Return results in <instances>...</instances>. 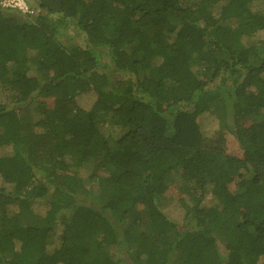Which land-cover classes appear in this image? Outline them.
I'll return each instance as SVG.
<instances>
[{"label":"trees","instance_id":"16d2710c","mask_svg":"<svg viewBox=\"0 0 264 264\" xmlns=\"http://www.w3.org/2000/svg\"><path fill=\"white\" fill-rule=\"evenodd\" d=\"M29 3L0 7V264H264V0Z\"/></svg>","mask_w":264,"mask_h":264},{"label":"rangeland","instance_id":"374dc122","mask_svg":"<svg viewBox=\"0 0 264 264\" xmlns=\"http://www.w3.org/2000/svg\"><path fill=\"white\" fill-rule=\"evenodd\" d=\"M259 9H261V11L264 12V4L260 5ZM71 38L72 37L63 36L61 37V40L63 41L65 45H69L71 42L76 43V44H81V45L85 44L84 40H80V41L79 39L71 40ZM194 70L199 71L198 67H195ZM1 96H2V99L5 100V96L3 94ZM46 104L49 106H52L53 98L47 99ZM200 122L203 126L205 135L209 138V140H211L210 137H212L215 134L216 130L220 128L219 118L217 117V115L213 113L203 114L202 116H200ZM224 133L225 135H224L222 142L225 145L226 151L232 154H241V147L237 141L236 136L233 133H231L230 129H227V130L224 129ZM209 142H213V141H209ZM174 184H175L174 182H171L168 190L164 194L161 195L160 197L161 205L169 204L172 198L180 192L179 187H178L179 185L177 184L174 186ZM185 200H186L185 203L188 207H192L195 204L194 200H190V199H185ZM178 259H179V255H176L175 262L177 264L179 261Z\"/></svg>","mask_w":264,"mask_h":264},{"label":"built area","instance_id":"2783aa9c","mask_svg":"<svg viewBox=\"0 0 264 264\" xmlns=\"http://www.w3.org/2000/svg\"><path fill=\"white\" fill-rule=\"evenodd\" d=\"M0 7L16 9L22 13L33 15L35 8L29 3V0H0Z\"/></svg>","mask_w":264,"mask_h":264}]
</instances>
